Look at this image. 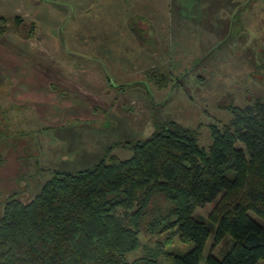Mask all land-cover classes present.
I'll return each instance as SVG.
<instances>
[{"label":"rangeland","instance_id":"obj_1","mask_svg":"<svg viewBox=\"0 0 264 264\" xmlns=\"http://www.w3.org/2000/svg\"><path fill=\"white\" fill-rule=\"evenodd\" d=\"M133 1L122 3L115 26L133 32V37L127 35L120 40L119 48L135 53L130 57L137 64H121L120 75L118 71H107L113 84L117 82L115 85L96 82V78H92L93 83L86 82L77 74L78 86L56 81L46 86L50 74L40 68L39 85L16 87L12 98L28 89L39 90L34 100L42 102L37 106L41 116L28 104L32 100L25 98L27 95L21 100H28L25 104L11 106L12 101L7 100L11 87L5 90L6 98L0 102V216L7 200H32L54 171H83L104 156L128 159L131 145L170 121L194 130L199 145L206 149L211 144L208 127H221L231 119L228 106L244 107L264 99V17L259 15V0H230L227 7L222 4L216 8L209 6L212 0ZM85 9L89 12L83 15L95 18L89 28L104 25L102 10ZM159 42L164 44L161 49ZM42 46L39 58L47 50L46 45ZM52 56L49 52L46 58ZM81 56L89 58L77 52L72 57ZM62 79L70 82L68 77ZM7 101L9 104H5ZM69 102L87 109L83 119L75 114L69 119ZM241 197L222 194L213 203L197 208L194 216L219 217ZM246 213L264 227V218L251 211ZM164 238L140 233V247L127 256L128 260L153 253L156 243ZM232 243L225 236L213 244L210 236L199 264L204 263L208 253L220 259ZM190 247L175 239L166 250L184 254Z\"/></svg>","mask_w":264,"mask_h":264},{"label":"trees","instance_id":"obj_2","mask_svg":"<svg viewBox=\"0 0 264 264\" xmlns=\"http://www.w3.org/2000/svg\"><path fill=\"white\" fill-rule=\"evenodd\" d=\"M226 109L231 119L208 127L206 149L194 130L170 121L131 145L128 159L104 156L83 171H54L32 200H7L0 264H199L210 236L213 244L225 236L233 243L203 264L264 262V227L246 213L264 218V99ZM222 194L242 200L219 217L195 218ZM142 232L165 238L129 261ZM175 239L191 247L166 250Z\"/></svg>","mask_w":264,"mask_h":264},{"label":"crops","instance_id":"obj_3","mask_svg":"<svg viewBox=\"0 0 264 264\" xmlns=\"http://www.w3.org/2000/svg\"><path fill=\"white\" fill-rule=\"evenodd\" d=\"M130 1L134 3L133 0H0V18L5 19L4 23L8 22L5 26H0V28L4 27V32L0 35V93L3 94L0 102L3 103V97L6 98L5 90L10 86L11 94L9 93L7 100L12 101L11 106L19 107L28 101L21 102V100L27 98L32 100L28 104L37 112L36 115L41 116L37 106L42 102L41 100H34V98H38L37 95L40 93L37 92L39 90L28 89L26 93L22 91L17 94L16 98H12L16 87L39 85L38 70L40 68L50 74L46 86L52 82L55 83L54 81L69 87L78 86L76 82L79 81V74L82 76V80L86 82L93 83L92 78H96V82L99 80L101 83L112 86L111 80L113 78L107 74V71H118L117 75H120L119 70L123 67L121 64L133 66L137 64L135 59L132 60L130 57L133 55L132 52L129 54L124 51L125 49L120 50L119 48L120 40L125 39L127 35L133 37V32L130 30L121 31L119 24L115 26V21L119 19L120 6L123 2ZM212 1L209 6L215 8L222 6V4L224 7L231 4L230 0L228 2L226 0ZM85 8L102 10L105 20L101 21L104 25L98 23L89 28L90 23L95 22V18L91 20L88 16L83 15V12H89ZM259 8H262L259 15L262 17L261 14H263L264 17V0H259ZM115 17L116 19H114ZM15 19H19L21 22ZM260 19L259 17V24L261 25ZM10 22L12 25H9ZM28 22L31 24L29 28ZM1 23L3 22L0 20ZM164 38L165 36L162 34L161 39ZM158 44L160 49L164 45L161 42ZM42 45H46L47 50L42 52L44 55L39 58L38 56L44 49ZM49 52L54 56L46 58ZM76 52L89 55L90 59L82 56L78 59L73 58L72 56L76 55ZM114 55H120V57L115 58ZM144 63L145 61H143ZM62 77H68L70 82L62 79ZM72 80L75 82H71ZM115 83L117 82L114 81L113 85ZM25 95L27 96L25 97ZM137 100L133 101L137 103ZM143 100L146 101L144 98ZM45 103L50 104V102ZM5 104H9V101ZM141 105L145 107L144 104ZM66 107L71 114L70 120L73 119V114L83 119L82 113H87L86 108L82 110L74 102L73 104L69 102ZM143 107L142 109H144ZM2 108L8 110L6 106ZM138 109L136 108L137 113H140ZM23 112L29 113L28 111Z\"/></svg>","mask_w":264,"mask_h":264}]
</instances>
